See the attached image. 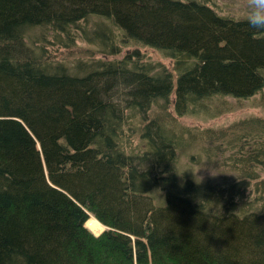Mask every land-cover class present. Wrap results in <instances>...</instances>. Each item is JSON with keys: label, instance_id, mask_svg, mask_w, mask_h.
I'll return each mask as SVG.
<instances>
[{"label": "trees", "instance_id": "1", "mask_svg": "<svg viewBox=\"0 0 264 264\" xmlns=\"http://www.w3.org/2000/svg\"><path fill=\"white\" fill-rule=\"evenodd\" d=\"M216 5L0 0V264H264V119L178 169V117L264 88V20Z\"/></svg>", "mask_w": 264, "mask_h": 264}, {"label": "rangeland", "instance_id": "2", "mask_svg": "<svg viewBox=\"0 0 264 264\" xmlns=\"http://www.w3.org/2000/svg\"><path fill=\"white\" fill-rule=\"evenodd\" d=\"M215 7L222 15L235 19L250 18L264 20V0H213ZM82 42V43H81ZM79 46H87L84 41L78 43ZM132 47V46H131ZM133 48V47H132ZM144 60H149L156 65L172 67L173 61L164 53L153 48H143ZM124 52L114 55L116 58L122 57ZM86 56V55H83ZM146 57V58H145ZM174 99V96H173ZM172 99V100H173ZM172 110V106L170 108ZM217 117H213L216 116ZM264 119V88L253 97L246 100L233 99H214L206 103V109L199 115H185L178 117L176 123H172L173 129L182 137L178 144V169L179 172L187 174L194 172L195 175H210V167L213 166L215 173L220 175L226 171L222 164L223 158L220 155L208 151L213 147L212 139L218 140L216 134L209 133L222 128H227L247 119ZM258 133L261 130L257 131ZM264 178V171H260ZM105 230L101 229L95 234H101Z\"/></svg>", "mask_w": 264, "mask_h": 264}, {"label": "bare ground", "instance_id": "3", "mask_svg": "<svg viewBox=\"0 0 264 264\" xmlns=\"http://www.w3.org/2000/svg\"><path fill=\"white\" fill-rule=\"evenodd\" d=\"M151 192V191H150ZM155 195V194H154ZM87 226L92 230L98 232L99 229H101L102 224L96 220L94 217L90 218V220L87 222Z\"/></svg>", "mask_w": 264, "mask_h": 264}]
</instances>
